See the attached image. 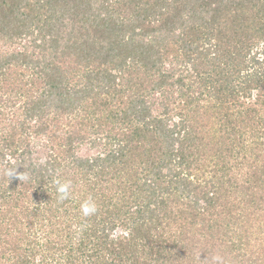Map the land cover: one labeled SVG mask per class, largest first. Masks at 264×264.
Listing matches in <instances>:
<instances>
[{
  "label": "trees",
  "instance_id": "obj_1",
  "mask_svg": "<svg viewBox=\"0 0 264 264\" xmlns=\"http://www.w3.org/2000/svg\"><path fill=\"white\" fill-rule=\"evenodd\" d=\"M3 97L0 264H264V0H0Z\"/></svg>",
  "mask_w": 264,
  "mask_h": 264
},
{
  "label": "clouds",
  "instance_id": "obj_2",
  "mask_svg": "<svg viewBox=\"0 0 264 264\" xmlns=\"http://www.w3.org/2000/svg\"><path fill=\"white\" fill-rule=\"evenodd\" d=\"M45 159H42L40 163L43 164L45 162ZM17 169L18 167L16 166L7 167L4 169V174L7 176L8 180H10V178H17L20 181H26L30 179V177L26 173L24 172L20 173L18 172ZM55 184H56L57 199L61 202L69 199L71 196V191H70L71 181H66L62 183L59 180H57L55 181ZM80 210L84 217H90L96 214L98 208L95 201L92 198H88L81 204ZM214 259L217 261V264H222V258L217 256L214 257Z\"/></svg>",
  "mask_w": 264,
  "mask_h": 264
},
{
  "label": "rangeland",
  "instance_id": "obj_3",
  "mask_svg": "<svg viewBox=\"0 0 264 264\" xmlns=\"http://www.w3.org/2000/svg\"><path fill=\"white\" fill-rule=\"evenodd\" d=\"M119 1V0H118ZM141 1V3L142 4H150L151 5V3H153L154 2V0H140ZM168 1H170V0H168ZM157 2V1H156ZM69 7H72V4L70 3L69 5H68V7H67V9L69 8ZM94 7H98V6H96V5H94ZM121 9L122 8H120L119 7V10L117 9V11H121ZM70 13L68 12V15H69ZM69 62H72L73 63V61L71 60L70 61V59H67V60H65L64 61V64H66V65H69L68 63ZM67 67H69V66H67ZM27 71V73H29V75L31 74V71L32 70H26ZM28 79H30V78H28ZM40 83V82H39ZM35 86H37V85H35ZM7 94L9 95V93L7 92ZM15 95V92H12V97ZM10 96V95H9ZM3 100H6L4 97H3V99H0V105L3 103ZM18 100H20V99H18ZM20 104V103H19ZM2 129H0V131H1ZM213 144V143H212ZM216 146L218 147V145L216 144ZM221 146L219 145V147L218 148H220ZM86 148H88V147H86ZM84 150H86V149H84ZM96 149H94V150H88V152H94ZM209 167V166H208ZM211 168H212V165L210 166ZM200 168V171L202 170V167H199ZM263 225V224H262ZM254 228V227H253ZM217 247H218V245H216V249H217ZM255 247L257 248V249H255ZM253 249H255L254 251H253ZM255 251H258V253H260V249H259V247L258 246H256V244L255 243H252L251 245H250V248L248 249V254L245 256V257H252L253 256V252H255ZM214 257H217V255L215 256L214 255ZM214 257H212L207 263L208 264H214L215 263V261H213V258ZM201 258V256H199V259ZM190 264V263H189Z\"/></svg>",
  "mask_w": 264,
  "mask_h": 264
}]
</instances>
